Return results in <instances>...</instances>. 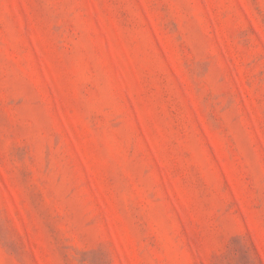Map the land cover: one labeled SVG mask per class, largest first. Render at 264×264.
<instances>
[{
  "label": "rangeland",
  "instance_id": "rangeland-1",
  "mask_svg": "<svg viewBox=\"0 0 264 264\" xmlns=\"http://www.w3.org/2000/svg\"><path fill=\"white\" fill-rule=\"evenodd\" d=\"M0 264H264V0H0Z\"/></svg>",
  "mask_w": 264,
  "mask_h": 264
}]
</instances>
